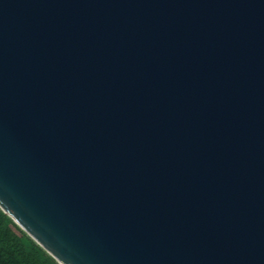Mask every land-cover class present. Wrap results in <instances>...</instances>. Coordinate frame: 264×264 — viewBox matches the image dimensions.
Masks as SVG:
<instances>
[{
  "label": "water",
  "instance_id": "obj_1",
  "mask_svg": "<svg viewBox=\"0 0 264 264\" xmlns=\"http://www.w3.org/2000/svg\"><path fill=\"white\" fill-rule=\"evenodd\" d=\"M0 209L58 264H264V0H0Z\"/></svg>",
  "mask_w": 264,
  "mask_h": 264
},
{
  "label": "trees",
  "instance_id": "obj_2",
  "mask_svg": "<svg viewBox=\"0 0 264 264\" xmlns=\"http://www.w3.org/2000/svg\"><path fill=\"white\" fill-rule=\"evenodd\" d=\"M0 264H58L0 209Z\"/></svg>",
  "mask_w": 264,
  "mask_h": 264
},
{
  "label": "rangeland",
  "instance_id": "obj_3",
  "mask_svg": "<svg viewBox=\"0 0 264 264\" xmlns=\"http://www.w3.org/2000/svg\"><path fill=\"white\" fill-rule=\"evenodd\" d=\"M57 263V262H56Z\"/></svg>",
  "mask_w": 264,
  "mask_h": 264
}]
</instances>
